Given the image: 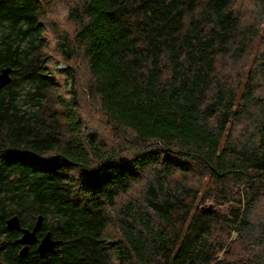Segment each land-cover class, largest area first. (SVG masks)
I'll use <instances>...</instances> for the list:
<instances>
[{
	"label": "trees",
	"instance_id": "obj_1",
	"mask_svg": "<svg viewBox=\"0 0 264 264\" xmlns=\"http://www.w3.org/2000/svg\"><path fill=\"white\" fill-rule=\"evenodd\" d=\"M50 1L0 0V69L12 74L0 89V264H264L251 245L248 261L225 260L223 237L264 242V221L250 218L264 195L261 80L242 73L238 95L240 83L216 68L261 38L264 80V24L242 23L236 0H78L74 45L58 43L65 59H85L89 78L76 83L71 65L44 51ZM252 1L264 14V0ZM54 90L65 95L54 101ZM87 100L107 118L104 138L81 118ZM245 112L255 130L239 142L228 125ZM194 170L209 177L210 202L234 206L196 205ZM135 185L139 197L128 195ZM39 214L38 237L61 243L17 256L20 233L5 220L30 228Z\"/></svg>",
	"mask_w": 264,
	"mask_h": 264
},
{
	"label": "rangeland",
	"instance_id": "obj_2",
	"mask_svg": "<svg viewBox=\"0 0 264 264\" xmlns=\"http://www.w3.org/2000/svg\"><path fill=\"white\" fill-rule=\"evenodd\" d=\"M78 0H51L48 5V7H45L43 12L47 16V21L42 23V28L46 29V33L44 34V42H45V48L44 51L50 55H53L56 57V60L64 61L65 63L71 65L72 70H74L76 74V83L79 81L80 83H86L89 78V73L86 68L85 59L81 55L80 50H78L75 54L71 55V58L69 60L65 59L62 55H60V47L58 46V43H60L59 37H62L66 35L69 37L71 45H74V36L75 31H77L78 28V22L76 21L77 17L74 16L71 12V9L75 8L74 2H77ZM235 11L236 13L241 17L240 21L242 23L244 19H247V21H252L255 23H252L250 26H254L258 29L257 25H263L264 24V18L261 14L259 16H254V9L255 6L253 4L252 0H236L235 4ZM42 12V14H43ZM238 16V17H239ZM40 17V16H39ZM257 24V25H256ZM246 46V45H245ZM263 48V43L261 38H255L253 45L250 49L246 51V49H243V55L239 58L227 59V56H218L216 59V68L217 72L224 74V75H230L231 78L238 83H240V89L238 90V95L241 92V87L243 86V83L246 80V74L242 73L250 70L255 72V78L260 79L261 83L257 87V95L258 97H261V99H264V80L262 78L260 71V58L261 54L258 53V50H261ZM264 51V49L262 50ZM55 63V60H52L49 64L50 67ZM63 64H59V67H62ZM253 73V72H252ZM10 76L12 78V74L10 73ZM77 85V84H76ZM56 88V87H55ZM25 89L21 90L19 92V97L23 98ZM59 95H65V93H59L58 91L54 90L51 91V97L52 100H56V94ZM79 94L80 99L83 97L84 91L76 92V95ZM87 94V93H85ZM84 94V95H85ZM20 103H24L23 107L30 106L29 103H27L25 100H19ZM26 103V104H25ZM79 113H81V118L85 120L86 127H89L91 132L95 134L98 138H104V135L106 133V130H108V121L105 115L99 110L97 107V102L95 100H87L85 102H80ZM250 113H257V109L255 107L249 108ZM254 119L251 118L248 114V112L240 114L238 117L232 118V120L229 122L230 131L232 136L237 141H242L247 136H249L253 131L254 128ZM85 127V129H87ZM232 127V128H231ZM112 138L107 137L105 140L108 142ZM180 174H178V177ZM189 179L195 180V185L197 189L199 188V184L201 185L200 191H199V197L197 200L196 205H205L204 208H206V205L213 204V209L217 207V211L221 210V212L226 213L228 209L234 204L227 202L225 205L219 206V204H215L210 202V199L207 198L204 188L210 185L209 177L204 174H201L199 171L194 170L191 172ZM141 186H134L131 190H129L128 195L132 197H139ZM206 193L211 195L210 188H207ZM204 199V201L200 200ZM202 202V203H201ZM201 203V204H200ZM250 218L255 224H260L264 221V195L258 198L255 203L253 204V208L250 211ZM256 231L259 232L260 229L256 227ZM224 240L227 243L230 242L226 248V256L225 260H230L234 256L239 257V262L248 261L247 258L249 257L250 253L245 247L249 248L248 245L254 246V251L263 250L264 251V242L263 245L260 246V244H246L248 240H242L233 232H227L224 234ZM237 257V258H238ZM236 258V259H237Z\"/></svg>",
	"mask_w": 264,
	"mask_h": 264
},
{
	"label": "water",
	"instance_id": "obj_3",
	"mask_svg": "<svg viewBox=\"0 0 264 264\" xmlns=\"http://www.w3.org/2000/svg\"><path fill=\"white\" fill-rule=\"evenodd\" d=\"M10 73L11 68L9 66L3 67L0 70V87H4L11 82ZM42 221V215H38L35 223L29 228L21 226L17 215H11L6 219L8 229L17 230L21 234L14 240L16 244L19 243L23 246L19 252L20 256L24 257L29 250V246L32 244H37V251L44 254L53 251L55 246L60 243V240L51 238L50 232H46L41 238L38 237L37 233L42 226Z\"/></svg>",
	"mask_w": 264,
	"mask_h": 264
},
{
	"label": "bare ground",
	"instance_id": "obj_4",
	"mask_svg": "<svg viewBox=\"0 0 264 264\" xmlns=\"http://www.w3.org/2000/svg\"><path fill=\"white\" fill-rule=\"evenodd\" d=\"M1 69H2V68H1ZM1 69H0V70H1ZM8 84H9V83H8ZM8 84H7V85H8ZM1 88H3V87H0V89H1ZM147 169H148V168H147ZM147 169H146V170H147ZM39 215H41V214H39ZM37 216H38V215H37ZM37 216H36V219H37ZM36 219H35V221H36ZM35 221H34V223H35ZM42 222H43V221H42ZM5 224H6V220H5ZM6 227H7V224H6ZM7 229H8V227H7ZM14 240H15V239H14ZM13 243H15V242L13 241ZM60 243H61V241H60ZM60 243H59V244H60ZM15 244H16V243H15ZM32 245H33V244H32ZM57 245H58V244H57ZM30 246H31V245H30ZM30 246H29V249H30ZM21 249H22V248H21ZM21 249H20V250H21ZM20 250H19V252H20ZM28 251H29V250H28ZM36 251H37V245H36ZM37 252H38V251H37ZM27 253H28V252H27ZM38 253H39V252H38ZM26 255H27V254H26ZM26 255H25V256H26ZM19 256H20V253H19ZM20 257H22V256H20Z\"/></svg>",
	"mask_w": 264,
	"mask_h": 264
},
{
	"label": "flooded vegetation",
	"instance_id": "obj_5",
	"mask_svg": "<svg viewBox=\"0 0 264 264\" xmlns=\"http://www.w3.org/2000/svg\"><path fill=\"white\" fill-rule=\"evenodd\" d=\"M41 227H42V226H41ZM19 233H20V232H19ZM20 235H21V234H19L18 236H20ZM54 240H58V239H54ZM33 245H35V249H36V245H37V244H33ZM33 245H31V246H33ZM31 246H30V248H31ZM22 247H23V246L21 245L19 249H18V247L15 248L16 255H17V256L19 255V250H20Z\"/></svg>",
	"mask_w": 264,
	"mask_h": 264
}]
</instances>
